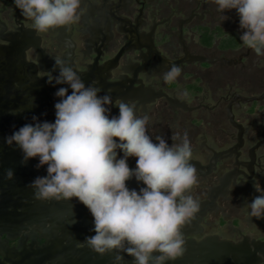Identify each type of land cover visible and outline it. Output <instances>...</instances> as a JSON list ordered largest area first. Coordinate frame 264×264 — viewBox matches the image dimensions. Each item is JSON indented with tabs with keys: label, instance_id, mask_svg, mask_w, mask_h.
<instances>
[{
	"label": "flooded vegetation",
	"instance_id": "1",
	"mask_svg": "<svg viewBox=\"0 0 264 264\" xmlns=\"http://www.w3.org/2000/svg\"><path fill=\"white\" fill-rule=\"evenodd\" d=\"M79 14L76 24L38 33L14 0H0V44L21 51L30 83L40 84L39 92L28 94L31 124L55 122L61 99L55 93L72 89L55 83L54 58L70 57L86 86L97 81L99 95L112 97L109 118L119 115L124 101L150 116L154 143L160 135L171 145L173 131L188 132L198 178L189 194L200 209L183 226L184 255L167 264H264V218L250 217L246 205L261 194L255 184L264 189V57L243 45L238 11L221 13L211 0H82ZM172 64L182 72L168 84L163 73ZM184 90L187 99L177 95ZM136 161L129 157V167ZM126 184L137 191L146 186L134 176ZM32 204L45 214L33 215L27 232L10 237L0 218V264L6 262L4 240L29 264L44 247V264H114L115 252L101 256L87 246L94 218L78 198ZM67 226L79 232L67 236ZM123 255L124 264H133L134 257Z\"/></svg>",
	"mask_w": 264,
	"mask_h": 264
},
{
	"label": "clouds",
	"instance_id": "2",
	"mask_svg": "<svg viewBox=\"0 0 264 264\" xmlns=\"http://www.w3.org/2000/svg\"><path fill=\"white\" fill-rule=\"evenodd\" d=\"M217 11L236 9L240 39L257 57H264V0H211ZM21 15L32 21L38 33L58 26L76 24L82 0H14ZM227 19V17H223ZM71 58L55 57L53 70L57 84H68L55 93V122L26 124L7 137L23 152L22 163L39 158L36 165H47V175L29 186L37 200L78 198L94 218L95 235L86 238L87 246L101 256L115 252L114 264H124L123 253L134 257L133 264H167L186 251L183 226L195 217L200 204L189 193L198 184L197 170L190 163L193 150L186 130L173 131L169 145L157 135L154 143L148 134L150 116H140L135 106L118 103L119 115L109 118L112 97L99 95L98 82L86 86L73 69ZM182 69L172 64L163 73L172 84ZM53 79H49V83ZM187 99L186 90L177 93ZM35 119V117H34ZM119 138V142L116 139ZM117 149L123 151L118 158ZM137 157L130 168L129 157ZM259 171V168L257 169ZM135 177L145 187L129 189L126 181ZM7 179L14 178L12 169ZM246 204L250 217L264 218V189ZM250 209V211H249Z\"/></svg>",
	"mask_w": 264,
	"mask_h": 264
},
{
	"label": "water",
	"instance_id": "3",
	"mask_svg": "<svg viewBox=\"0 0 264 264\" xmlns=\"http://www.w3.org/2000/svg\"><path fill=\"white\" fill-rule=\"evenodd\" d=\"M25 66L24 54L21 51L12 45L0 44V152L2 151L0 153V184H2L0 218L3 221V231L10 237L29 231L33 215L41 219L45 214L41 208L34 210L35 206L32 204V200L35 199L34 191L29 185L37 174L47 172V165L37 168L38 163H34L31 159L27 163H22V150L15 142L12 145L6 142L7 137L22 126L31 124L28 94L39 92L40 84L30 83L28 74L24 72ZM17 110L21 112L16 113ZM8 169L14 172V178L11 180L6 177ZM37 223L39 230L46 233L48 230L46 226L42 222L37 221ZM64 230L67 236H74L79 232L73 226H67ZM2 252L6 262L29 264L27 255L10 248L7 240L2 243ZM46 252L45 247L36 251V264H44V258H40V255Z\"/></svg>",
	"mask_w": 264,
	"mask_h": 264
}]
</instances>
